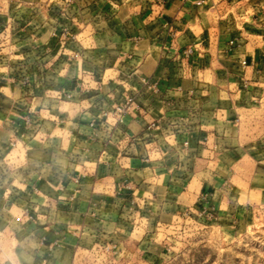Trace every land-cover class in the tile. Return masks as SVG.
Masks as SVG:
<instances>
[{"label": "crops", "instance_id": "0c3cea01", "mask_svg": "<svg viewBox=\"0 0 264 264\" xmlns=\"http://www.w3.org/2000/svg\"><path fill=\"white\" fill-rule=\"evenodd\" d=\"M247 8L0 0V264H74L86 241L201 208L229 224L264 200V140L243 131L264 113Z\"/></svg>", "mask_w": 264, "mask_h": 264}, {"label": "rangeland", "instance_id": "374dc122", "mask_svg": "<svg viewBox=\"0 0 264 264\" xmlns=\"http://www.w3.org/2000/svg\"><path fill=\"white\" fill-rule=\"evenodd\" d=\"M247 21L264 42V0H242ZM2 56L4 53H0ZM33 120L26 116V125ZM246 145L264 140V113L245 122ZM239 211L234 222L222 223L207 208L169 220L154 230L137 224L136 237L116 242L86 241L74 264H264V200ZM149 235L146 236V233Z\"/></svg>", "mask_w": 264, "mask_h": 264}, {"label": "built area", "instance_id": "2783aa9c", "mask_svg": "<svg viewBox=\"0 0 264 264\" xmlns=\"http://www.w3.org/2000/svg\"><path fill=\"white\" fill-rule=\"evenodd\" d=\"M188 52H190V50H188ZM145 81V80H144ZM129 108V100H126L123 104L119 105L116 107V112L119 115H122L124 112H126V110Z\"/></svg>", "mask_w": 264, "mask_h": 264}]
</instances>
